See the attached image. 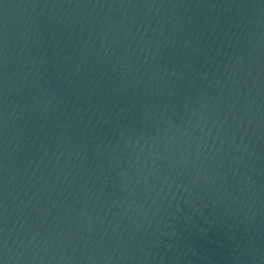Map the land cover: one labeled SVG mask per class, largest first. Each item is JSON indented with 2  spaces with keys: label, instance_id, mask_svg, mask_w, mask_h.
<instances>
[{
  "label": "water",
  "instance_id": "obj_1",
  "mask_svg": "<svg viewBox=\"0 0 264 264\" xmlns=\"http://www.w3.org/2000/svg\"><path fill=\"white\" fill-rule=\"evenodd\" d=\"M0 264H264V0H0Z\"/></svg>",
  "mask_w": 264,
  "mask_h": 264
}]
</instances>
